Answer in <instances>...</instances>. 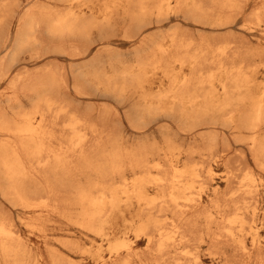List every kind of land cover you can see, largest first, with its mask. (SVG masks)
<instances>
[{"label": "bare ground", "instance_id": "1", "mask_svg": "<svg viewBox=\"0 0 264 264\" xmlns=\"http://www.w3.org/2000/svg\"><path fill=\"white\" fill-rule=\"evenodd\" d=\"M59 1L67 5L65 9L51 11L45 8L37 12L32 6V8L28 7L30 9L22 18L18 33L13 40L11 33L6 38L7 41L12 40V46L7 44L4 50L0 51V79L11 78L13 67L19 64L21 53L31 50L34 46H48L43 34L51 38L52 48L59 53L73 58L85 57L90 53L89 39L92 30L107 26L110 16L100 22L92 16L79 12L74 7L77 0ZM128 1L133 5V8L128 9L127 14L131 18V29H134L135 33L146 24L150 13L163 16L171 9L172 4V0ZM175 1L176 12L192 18L214 16L207 6L208 1L216 4L220 11L229 10L227 13L237 7V0ZM243 1L247 3L248 0ZM152 2L154 3L151 4ZM15 4V0H0V26L9 17ZM261 5L257 8L254 18L263 22L264 3ZM228 15L227 17H230L233 12ZM217 18L221 21L224 17L219 13ZM234 21L235 19H231L228 22ZM135 33L131 37H135ZM243 34L245 35V32ZM170 37L172 42L170 48L158 44L155 40L156 44L151 51L146 52L144 49L134 51L136 54L131 60L121 54L100 51L88 59L90 61L74 74L76 84L71 85L72 90L81 96H88L93 93L90 90L102 87L108 94L122 98L129 94L128 97L136 98L126 110L124 117L138 133L148 130L153 123L163 117L173 118L176 115H179L181 121L190 130L199 126L217 129L220 126H232L246 130L250 136L246 139L242 136L239 138L247 141L253 159L264 169V94L256 95L252 91L253 78L249 73L252 63L250 62V66L241 58V52L237 49L233 51L229 45L213 47L207 44L206 40L194 41L192 36L191 40L185 37L178 39L175 34ZM146 43L147 40L143 45ZM41 56L40 52L35 51L30 57L39 59ZM239 58H241L240 63ZM208 66L217 67L218 72L203 73L201 70ZM177 68H191L197 73L181 78L176 72ZM57 71L54 66L53 68L48 66L43 72L33 73L27 70L16 73L11 88L15 91L14 101L19 107L17 116L13 121L11 119L9 121L0 113L1 193L5 197H11L16 205L21 206L25 210L23 214L24 212L32 214L29 227L45 234V224L48 221L55 216L63 217L77 225L84 233L86 231L108 240L111 256L115 257L113 264H130L134 257L131 251L132 243L122 237L112 239L109 231L114 228L113 219L116 216L123 217L126 210L138 206L139 214H146V219H141L137 225V238L145 236L153 247L155 245V251L160 258L165 256L170 247H178L192 241H196L194 244L200 242L204 234L200 233L199 221L205 219L208 228L206 232L211 236L210 244L215 245L214 250L216 246L220 247L221 243L229 245L236 241L242 258L239 264H252V260H256V264H264V248L257 246V242V254L254 255L253 249H248L239 236L245 226L252 222L246 212L249 209L248 197H258L260 184L252 171L247 170L248 172L239 182L235 180L237 175L229 173V190L225 196L230 198L223 197L224 201H222L223 199L219 197L212 201V207L221 214V219L218 221L212 212L214 209L203 206L198 197L194 196L195 184L200 177L197 170L175 164L174 154L177 147L171 137H165L163 145L156 137H147L133 146H127L126 137L121 130L122 122L120 120L115 122L112 119L109 107L94 117L92 111L79 113L71 100L61 97L62 87L65 84L69 86V81L59 76ZM161 73L163 80L159 86H156L158 75ZM222 75H225L226 79H222ZM216 81H219L221 89L216 85ZM25 96H34L33 109L22 108V97ZM24 104L27 106L26 103ZM64 118L66 121L61 125L60 120ZM200 131L203 129L200 128ZM219 136L221 137L219 133H208L204 136L208 151L212 152L216 148ZM224 144L226 146V143ZM191 160H188V163ZM208 165L210 164H206ZM233 170L235 171L234 167ZM226 174L228 175V172ZM251 206L254 207L252 204ZM226 209L232 212H226ZM169 211L173 212V218L167 223L160 214L163 216ZM14 220L0 215V264H89L83 260L77 261L71 255L62 252V249L53 247L49 249L48 257L35 255L37 252L34 254L25 242ZM214 224L224 230L222 237L212 233ZM63 244L69 251L81 250L80 245L72 240L64 241ZM150 250L152 251V248ZM100 258L97 260L101 262ZM195 258L197 259L198 256ZM156 259L153 258V262L154 260L156 263L161 262ZM170 261L172 263V260Z\"/></svg>", "mask_w": 264, "mask_h": 264}, {"label": "rangeland", "instance_id": "2", "mask_svg": "<svg viewBox=\"0 0 264 264\" xmlns=\"http://www.w3.org/2000/svg\"><path fill=\"white\" fill-rule=\"evenodd\" d=\"M15 1H16V4L13 7L12 11L10 12L9 17H7L5 22L3 24H1V26H0V51L4 50V48L7 44H10V46H12V40L15 37V35L18 33V31L21 27V24H22V18L25 16L28 9L33 7L37 12L39 10H42L45 8H47L51 11H59V10L65 9L67 6L65 3H63L59 0H15ZM239 2H241V3H239ZM153 3L154 2H152L151 4H153ZM263 3H264V0H262V1L261 0H248L247 3H246V1H243V0L242 1L237 0V7L234 9V10H236L235 12H237V13H235L233 10V11H230L231 14L233 12V15H231V14H229L230 12L227 13V11H229V10H225L224 12L220 11L219 8L217 9L216 4L208 1L207 6L209 9H211L214 16L207 17V18H192V17H185L183 14L177 13L176 12V1L172 0L171 9H169V11L165 15L158 16L157 13H150L149 16L147 17L146 24L139 31H137L135 33V30L131 29V18L127 14L128 9H131V7L133 8V5H130L128 0H92V1H89V0H79L78 1L77 0L74 4V7L79 12H82L88 16L94 17L97 21L103 22L107 16H110V18H109L110 21H109V24L107 26H105L103 28H94L92 30L91 35H90V39H89V41L91 43L90 53H88L85 57L82 56L79 58H73V57H70L68 55L59 53L57 50H54L52 48V45H53L52 42L53 41L51 40V38L47 34H43V37H44L43 39L46 41L48 46H45V47L34 46L31 48V50L26 51V52L24 51L23 53H21V55L19 56V64L20 65L17 63L13 67V74L10 76L11 78L8 77L6 79H0V88H1L0 89L1 90L0 91V106H1L0 107V113L3 115V117L7 118L9 121H11V120L13 121L17 116V112L19 110V107H18L17 103H15V101H14L15 91L11 88V82L14 79L16 73H19L21 71H27V70H30L33 73H38V72H43V70L47 69L48 66H49V68L50 67L53 68V66H54L55 69H58L59 72L58 71L57 72L59 73V76L61 75V77H63L64 79H66L67 81L70 82V83L68 82L69 86H66V84L63 85L64 88L62 87L61 97H64V98L71 100L75 104V108L79 113L82 114V113L87 112V111H92L94 117H97L101 111H103L104 109L109 107V109L112 113V119L115 122H120V121L122 122L121 130H122V133L126 137V140H127L126 145L127 146H133L137 142H139L140 140H144L147 137H150V138L156 137L157 141L161 145H163L164 141H165V137H171L174 140L175 145L177 147V150L174 154L175 164H177L179 167L188 166L190 168H194L197 170V172L200 174V177L197 178V182L195 184V189H194L195 195L194 196L198 197L199 201L201 202V204L203 206L212 208L211 210L214 209L212 212L218 221L221 219V214L219 213V211L217 209L212 207L213 206L212 201L219 198V197L222 199H223V197H224V199L227 197L230 198V196H225V193H227L229 190V179H228L229 173L231 172V173H234V175H237V178H235V180L237 182H239L240 179L243 178V176L246 174V172L252 171L254 176L256 175L255 177H257V180H258V183L260 184V187H259V191H258V197L257 196L256 197L255 196L254 197H252V196L248 197L247 201L249 203L247 204V206H249V209L246 210V212H247L248 218L250 217L252 222H251V224H248L245 226V229L240 232L239 236H241L240 238L244 241V244L247 246V248L250 250L253 249L252 251H254V255H256L257 254L256 253V251H257L256 250V243L257 242H258L257 246H260L262 249L264 248V219H263L264 218V188H263L264 187V169L261 168L260 166H258L255 159H253L254 157L252 156V153L250 151V148L248 146L247 141L239 138V136H242L244 139L248 138L250 136V134H248L249 133L248 131L239 130V129L232 127V126H226V127L220 126L221 128L220 127L218 128L219 131L217 128H209L207 126H199L195 129L190 130L181 121L179 115H176L173 118L163 117L160 120H158L156 123H153L151 128H149L148 130L138 133V132L134 131V129L131 127L130 123L124 117L126 110H128L130 108L131 104L136 101V98L128 97L129 94H127L123 98L118 97L114 94H108V93H105V91L103 90L102 87H99V89H97V90H94V89L90 90L93 92L91 94L92 96L91 95L81 96V95L77 94L76 91H75L76 94L74 93V91L72 90L73 89L72 86H74L76 84V81L74 79V74L77 73L81 68H83L90 61L88 59H91L93 56L98 54L100 51H104V53L110 52V53L121 54V55L128 57V59L131 60L134 57V55L136 54L135 52H138L139 50L144 49L146 52L151 51L154 48L156 41L158 44H162L165 47L170 48L171 43H172L170 36L172 34H175L178 39L185 37V39L191 40V38L193 37L192 39L194 41H197V42H200V41L204 42L206 40V43L212 45L213 47H217L219 45H229L233 48L232 49L233 51L238 50L239 52H241V58L246 60V62L249 65L252 63V66L250 65L251 68H250V72H249L253 78L252 91L256 95H262V94H264V42H263L264 41V37H263L264 36V24H263L264 21L263 22L258 21L256 18H254L255 17L254 14H255L257 8L262 6L261 4H263ZM29 6H30V8H28ZM240 6H241V8H240ZM249 6H251V7H249ZM215 9H216V11H215ZM238 11L241 13L239 14ZM219 13H221L224 17L221 21L217 18ZM225 15H226V17H225ZM227 15L228 16L231 15V16L227 17ZM248 17L251 19H249ZM246 18H248L247 19L248 22L246 21ZM231 19H235V21L233 23H229L228 21ZM157 21H159V22H157ZM240 23H242V24H240ZM246 23H248V24H246ZM128 25H130V26H128ZM221 27H223V29ZM126 28H128V29H126ZM226 28H228V29H226ZM204 29H206V30H204ZM232 29H234V30H232ZM185 30H187V31H185ZM143 32H144V34H143ZM244 32H245V35L243 34ZM254 32H256V33H254ZM10 33H11V36L13 35L11 38L12 40L7 41L6 38ZM94 33H95V35H94ZM134 33L136 34V36L131 37V35H133ZM187 34H188V36H187ZM92 35H93V37H92ZM242 35H243L244 39H243V37H241ZM119 36H121V37L119 38ZM210 37H211V40H210ZM144 39L147 40V43L143 45V42L145 41ZM237 40H238V42H237ZM240 40L243 42H241ZM213 41H215L214 44L216 46L213 44ZM219 41H220V43H219ZM248 41H249V43H248ZM110 42H112V43H110ZM217 43H219V44H217ZM35 51H38L42 54V56L39 59H35V58L30 57L31 53H34ZM241 58H239V60H238L239 63L241 61ZM75 59H77V60H75ZM6 60H7V58H6ZM25 64H27V65H25ZM214 67L215 66H208V67L203 68L201 71L203 73H208L210 71L218 72L217 67H215V69H213ZM74 69H76V70H74ZM15 71H17V72H15ZM62 72H64L65 75H64V73L62 74ZM176 72L178 73V75L181 78L189 77V76H192L194 73H197L196 70L191 69V68H185V69L177 68ZM221 78L226 79L225 75H222ZM162 80H163V78H162V73H161L158 75L156 86H159V84L161 83ZM216 85L218 86L219 89H221V85H220L219 81H216ZM220 93H221V91H220ZM76 95H78V97ZM12 96H14V97H12ZM67 96H69V97H67ZM89 96H91L92 98ZM22 99H23V101H22V108L23 109H25V110L33 109L34 103H35L34 96H32V97L31 96H29V97L25 96V97H22ZM12 100L14 103L11 102ZM24 103H26L27 106ZM82 104H83V106H82ZM11 105H13L14 109H13V107L11 108ZM81 106H82V108H80ZM2 107H4V108L2 109ZM119 110L121 112H119ZM120 113H122V114H120ZM11 114H12V116H11ZM65 121H66V118L61 119L60 124L63 125ZM203 127H205V128H203ZM200 128L203 129V131H200ZM207 129H208V131H207ZM216 129H217V131H216ZM197 131H199L200 135ZM208 133H219L221 135V137L219 136L218 143L216 146V148H218V150L215 148L212 151L214 153L208 151L207 144L204 140V136H206ZM240 133H241V135H238ZM243 133H244V135H242ZM263 135H264V132H263ZM225 141H227V142H225ZM220 142H221V144H220ZM230 142H231L232 147L234 149L231 147ZM224 143H226V146H224L225 145ZM244 145H245V147H244ZM227 146H229V147H227ZM229 149H231L230 152H229ZM219 151H221V152H219ZM223 152H224V154H223ZM218 154H220V155H218ZM230 154H233V155L230 156ZM189 155L190 156L192 155V156L190 157ZM187 158H188V160H191V159L192 160L189 161V163H188ZM198 158L199 159L201 158V159L198 160ZM208 158H209V160H208ZM202 160H203V162H202ZM205 160L207 161V163ZM196 161H198L199 163ZM204 161H205V163H204ZM220 161H221V163H220ZM242 161H243V163H242ZM191 162H193V164ZM226 162H227V164H226ZM238 162L240 163V165ZM208 163L210 165L206 166V164H208ZM200 164H201V166H200ZM230 164L232 165V168H231ZM226 167H228V168H226ZM233 167H234L235 171L233 170ZM203 169H205L206 171ZM211 170L213 172H210ZM226 170L228 172V175L226 174L227 173ZM216 174H218V175H216ZM260 198H261V200H260ZM224 199L222 201H224ZM255 200H257V201H255ZM231 204L233 205V203H231ZM251 204L254 207H252ZM257 206H258L259 210H258ZM15 209H16V211H14ZM23 211H25V210L21 206L16 205L14 200L11 197H5L4 195H2L1 186H0V212H2L0 215H2L4 217L11 218L13 220L15 218L14 221L17 224V227L19 228L22 236H24L23 238H24L25 242L28 243L30 248L33 250L34 254L37 252V254H35V255H43L45 257H48L47 254H49V249H51L53 247V248H57L59 250L62 249L61 250L62 252L66 253L68 255H71L77 261L83 260L89 264H103V263L113 264L115 257L111 256L108 240H103L102 238H100V237H98L92 233H89V232H88L89 233L88 234L86 231H85V233H86L85 234L84 231L81 230L77 225L73 224L70 221H67V219H65L63 217L58 218V216L53 217L51 219V221H48L45 224V228H46L45 234L42 232L40 233V232H38L39 230L32 229L31 226L30 227L28 226L30 221L32 220L30 218L32 214L27 213V212H24L25 214H23ZM243 211H245V210H243ZM16 212H18V213H16ZM226 212H232V211H229V209H226ZM13 213H14V215H13ZM261 213H262V215H261ZM28 216H29V218H28ZM116 217H115L116 219L115 218L113 219L114 228H112L109 232L111 233L112 239L114 237H122V238H126L128 241H130L132 243V250L131 251L134 254L133 259L134 260L136 259L138 261L136 262V260L134 261L132 259L133 261L131 260L130 264H154V263L155 264H160V263L161 264H163V263L164 264H184V263H186V264H197V263H200V264H234L235 261H236L235 264H237L239 262V260L242 259L241 255H240V251H239L240 249L238 248V243L236 241L233 242L234 245H233V243H230L231 245L221 243L220 247L218 245V246H216L215 250L213 249V247H215V245L213 246V244H210V243H212V241H210L211 236L207 235V232H206V231H208V228H207V224H206L205 219H201L199 221L200 233L204 234V238L200 241L201 243L199 241H197L198 242L197 243L198 245H197V244H194V243H196V241L195 242L192 241V243L187 242L184 245L182 244L183 246L180 245L178 247H170L169 248L170 250L168 249L166 251L165 256L160 258V255L158 256V253L155 251V248H154L155 245L153 247V244H150L148 242V240L145 238V236H141V238H137V235H136L137 225L139 224L141 219H146V214H139V207L138 206H133L131 209L126 210L125 215L123 217L122 216H119V217L116 216ZM160 217L162 219L165 218L166 219L165 222L167 221V223L171 222L172 218H173V212L169 211V212H167L166 215H163V216L160 214ZM63 220H64V222H63ZM202 221H204V222H202ZM258 221H259V223H258ZM260 221H262L263 223ZM256 223H258V224L256 225ZM246 228H247V230H246ZM211 231L215 236H221V237H222V233H224V230L220 229L217 224L212 225ZM213 231H215V233ZM30 234H32V235H30ZM41 234H43V235H41ZM51 235H52V237H51ZM94 237H96V238H94ZM206 239H209V240H206ZM70 240L78 243L80 245L81 250L75 249V251H69L64 246L63 242L64 241H70ZM209 245L212 246V249H210L211 246H209ZM151 248H152V251L150 250ZM218 248H219V250H218ZM210 250H212V252ZM146 251H148V252H146ZM153 251H155V252H153ZM263 251H264V249H263ZM97 252H99V254ZM145 252H146V254H145ZM223 252H224V254H223ZM237 253L239 255H237ZM241 253H242V251H241ZM126 254H127V252L125 253V255ZM149 255H151L152 259ZM170 255L171 256L173 255V256L171 257ZM155 256L157 257V259ZM182 256H184V257H182ZM196 256H198L197 259L195 258ZM228 256L231 259H229ZM235 256H236V258H235ZM169 257H171V259ZM79 258H81V260ZM99 258L101 259V262H100V260L99 261L97 260ZM153 258L156 260L159 259V260H161V262L157 261V263H156L155 260L153 262ZM175 258H178V259L174 260ZM166 259H168L167 263H166ZM237 259H238V261H237ZM170 260H172V263H170L171 262ZM228 260L230 261V263ZM145 262H147V263H145ZM149 262H151V263H149ZM240 262H241V260H240ZM252 264H256V260L255 261L252 260Z\"/></svg>", "mask_w": 264, "mask_h": 264}]
</instances>
